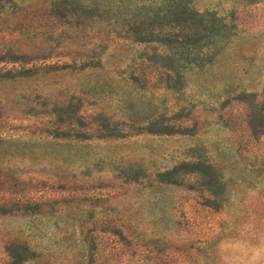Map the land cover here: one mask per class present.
<instances>
[{"label":"rangeland","instance_id":"1","mask_svg":"<svg viewBox=\"0 0 264 264\" xmlns=\"http://www.w3.org/2000/svg\"><path fill=\"white\" fill-rule=\"evenodd\" d=\"M189 2L233 27L170 63L167 0H0V264H264V0Z\"/></svg>","mask_w":264,"mask_h":264},{"label":"trees","instance_id":"2","mask_svg":"<svg viewBox=\"0 0 264 264\" xmlns=\"http://www.w3.org/2000/svg\"><path fill=\"white\" fill-rule=\"evenodd\" d=\"M168 5L166 9L156 7L155 9L164 10L165 14L156 19H150L148 26L145 29V34L150 36H157L160 41H165V44L172 46L173 52L170 63L174 62L175 56L178 52L180 58L186 62L194 61L198 62L202 60L199 58V52L205 50L207 53L210 46L214 44L211 39L227 35V31L233 27V24L227 25L222 21L221 18L217 17L214 12L198 11L192 8L189 0H167ZM145 5L140 7V15L146 16L149 10ZM86 12H98L97 7H85ZM104 11V10H103ZM157 14V10L155 13ZM149 18L141 19V22H136L132 17L125 19L123 22L126 23L127 29L135 33H141L142 26L148 23ZM167 27L175 28L173 32L166 30ZM163 31V32H162ZM181 31V34L178 33ZM223 32V33H222ZM142 36V35H140ZM138 38H141V37ZM145 39V38H143ZM179 50V51H178ZM205 55V53H203ZM182 56V57H181ZM168 61V62H169ZM167 62V63H168ZM166 66V64H164ZM175 67V64L173 65ZM156 120H151L145 125H138L135 130L136 133L147 132L152 134H174L184 133L188 129H175L173 127H165L164 125H156ZM264 126V114L258 115L257 121L254 124V133H260L261 127ZM125 133H120L119 136H124ZM112 135V133H109ZM117 135V134H116ZM126 135V134H125ZM100 136H108L102 133ZM160 180L165 178L164 173L158 174ZM12 256V255H11Z\"/></svg>","mask_w":264,"mask_h":264}]
</instances>
